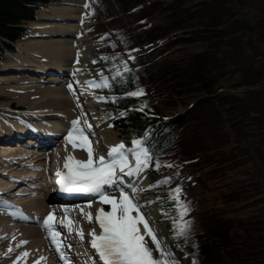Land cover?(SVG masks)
<instances>
[{
	"label": "rangeland",
	"instance_id": "374dc122",
	"mask_svg": "<svg viewBox=\"0 0 264 264\" xmlns=\"http://www.w3.org/2000/svg\"><path fill=\"white\" fill-rule=\"evenodd\" d=\"M68 1L69 2L67 5L72 7V9H74L73 14L75 16H78V18L83 17V19L81 18L80 20L71 19L73 23H75L76 21L78 23V27L76 23L74 26L76 28L75 31L77 32L79 37L76 38L74 37L73 34L75 32L73 30L70 31L68 30V33L70 32L73 35L72 37L75 38V41H79L80 38H82L83 40L81 39V42L77 44H72L73 42L68 44L72 50L78 49L79 52L76 53L75 51L76 54L74 53V56L72 55L73 52H71V59L67 61L69 65H67L66 69L65 68L61 69V71L63 72L66 70L71 71V69L72 72L74 71L72 75L69 76L70 78L72 77L74 80L76 79L74 81L75 84L73 83L74 88L76 87V90L79 89L78 84L76 83L81 82L82 79L86 78V76H93L95 77L94 80L100 81L101 73L99 71V67H95L94 61L95 59L98 58L99 52L102 50L101 46L104 42V39L102 38L107 34L104 32H107V30L110 31L111 28L114 26L111 25V23L117 24L118 25L117 27L122 31H124L126 29H130L128 26V21L130 24H134L132 22H134L135 20L144 18L146 22L138 25L140 26L139 36L141 40H144L145 38H147V40H151V37L153 38L158 33L164 34L167 31L170 32L164 35L163 37L171 38L173 36L170 35L171 29L179 31L177 30V28L179 26L182 27L181 25L185 23H187L189 27L192 26V28H199L196 25V22L199 19V14L202 12V10L207 14L204 15L206 24L203 26V28L205 29L198 30L200 35L203 34L207 36L211 34H216L214 28H218V26L221 25L223 29V27L226 26L227 23H229L228 18L220 16L222 13H227L229 11L230 8L229 4L226 3L220 6L219 3H216L213 5L212 7L213 9H212L211 3L207 2L206 0H155L156 2L152 4L150 3V5H143L141 2H137L135 4L136 6L142 5V7L137 11H131L133 5L127 6L124 4V2L122 3L120 0H101V1L97 0L99 1V5L96 15H94L93 13L94 10L88 7V5L92 4V0H71V1L68 0ZM73 3H83V4L88 3V5L86 7L85 6L86 4L76 5ZM59 5H62V3L57 5H52V7L49 5H43V8L39 10L37 13V18L35 20H31L28 23H26V26L28 28L26 37L22 36L21 39H18L19 41L17 42V47L19 45H25L27 47L26 43L31 41V39L42 40V39L53 38V36L55 35L47 36L48 34L38 33L39 32L38 30H40L39 29L40 26L37 27L36 25L42 23L45 20L64 21L58 19L42 18V17H47L49 15L58 16V14L56 13L53 7ZM240 5L242 7H249L242 12L244 14L242 16L244 19H248L250 18V16L253 15L259 16L258 21L262 24L259 26V29L262 31L261 34L253 32V35H250V33L246 34L242 30L240 31L239 35L238 33L236 34V38H237L236 39L234 38V36H232L230 28H228L227 31L229 34L231 33L230 34L231 38L229 37L228 33H222V35L225 38H230L227 40V43L229 44V47H231L232 49H228L224 46H220L226 43L224 40L220 42V45H217V42L215 40H214L215 43L213 40H211L213 38L204 37V39L210 38L209 42L206 43L208 44L214 43L213 45H215L212 50L214 54L210 53L211 60L208 61L206 67H204L203 65H200L198 61L193 60L194 56H201V53L196 51L197 46L200 44L199 41L200 37L198 36L199 35L198 32L190 33L188 34L189 36L181 35L179 33L176 38L172 39L173 40L172 44L169 45V47L165 51H163L164 49L161 48L167 46V43L163 44V46L157 47L156 50L160 51L161 55L166 57L170 56V57H168L166 61H163L159 65V68H161L162 71L164 72V74L160 76L161 78L155 79L156 81H150L148 83L152 90V97L154 101L153 103L156 106V108L159 109L158 111L159 114H163V115L168 113L177 114L186 111L187 112L186 117L188 119V118H192L196 110L199 111L198 114H195L193 116V120L197 119L195 123H193L189 119V124H187L183 129L184 135L182 137L183 138L182 140L185 141L186 143L185 147L183 148L184 151L187 153V159L191 160L197 156L200 158L198 159V161L189 164L187 167L192 170V174L194 175V177H197L198 179L200 178L201 181V183L195 186L198 192L194 191V193H196L194 196L195 197L194 206L196 210H194V212L200 214L197 217V213H196V218L194 220L195 222H197L198 226L200 224L203 225L202 227H200L201 233L198 242L199 246L202 248V254L197 264L199 263L200 264H264V258H263L264 255L260 257L259 260H254V259L251 260L252 255L248 249L243 247V251L241 253V250L237 247V244L235 243L234 240H230V239L226 241L223 240L222 231L223 234H225V232L227 231L218 229L217 225H213L211 223L212 219L213 220L220 219L221 223L225 224V223H229L227 220L230 219L234 227L236 226V221H238L240 225L242 224L240 227L242 233L245 232V230H247L245 228L247 224H249L250 222L252 224L253 222L250 219L248 220L247 217L249 215L248 216L243 215L244 212L246 213L249 212L252 213L253 216H255L254 217L255 222L259 224V227L261 226L264 227V198H263L264 180L261 179L260 177H257L258 179L257 183H254L250 180H246L245 176L241 174L242 170L240 167L241 162H243V159L246 158V154H243L245 148L246 149H250L251 147L254 148L255 143L257 142L261 134V128H262L261 122L258 119V116L255 114L264 109L263 68L262 69L258 68L256 70L258 75V80L251 83L248 86V89L256 91L255 92L256 95L253 96V101H255L257 104L254 103L253 107H249L248 104L247 106H244L246 101L242 102L240 100L242 104L240 106V110H238V107H233L231 109V106H233L235 103H232L234 99H229L230 100L229 103H225L222 105L217 103L215 108H218V110H214V107L212 108L211 105L212 103L210 102L217 100L216 95L212 94L206 97L205 96L206 92L199 90H195L194 91L195 93H191V91L185 90L182 94H180L176 90V88H178L181 84H186L188 82L193 84L194 82H198L199 76L205 73L204 72L205 70H209L212 73L219 74L221 77H226V75L236 76L239 71H241L242 69H244V67H247L248 65H250L249 67L263 66V64H261V61L263 60L264 62V0H260V5L258 7H257V3L254 6H251L245 1ZM231 7L232 10L237 15L238 12L236 11L237 9L234 6V2L231 3ZM43 9H45L46 11L43 12L44 11ZM72 9H65V11ZM79 9H83V11L80 12ZM168 12H170L174 17L173 18L169 17ZM219 16L221 17V24L220 22H218V20H216L218 19ZM149 22H153V24L148 26ZM79 27L82 28V30H80ZM243 27H244L243 23L238 22L237 24H234L232 28L236 29L238 32V29H242ZM135 30L136 28L133 26L132 31ZM33 34H37V35H33ZM71 34H69L68 37H71ZM139 42L140 44L143 43L141 41ZM29 49L31 48H27V50ZM219 52L221 56H224V59L221 58V63L218 61L219 62L218 65L212 60L216 56H219ZM41 53L34 55L31 54V56H34L39 60H42L43 57L44 58L48 57L47 55L46 56L43 55V53H45L44 51H42ZM25 56L29 58L27 51H25L23 48L18 47L17 51L8 52L4 61H2V66H5V64L10 65V63L16 64L10 66L11 69L8 70L9 72H11L10 70L14 71L11 73H13L15 76L22 77L21 81H16V82H24V77L22 75H24L23 72L25 71L20 70L22 71L20 72L19 70H15L14 67H17V65L20 64L19 62H21L20 60L22 58H25ZM172 57L174 58V63L170 64ZM146 58L147 56L143 57V59ZM28 66H32V65H28ZM186 68L188 71L182 74V72ZM28 71L29 73L35 72L31 70ZM0 72H5V71L1 70ZM61 75H63V73H61ZM75 75H79V76L76 77ZM103 76L108 77L107 74ZM236 82H238V80ZM83 85L86 88L90 87V86H86L84 82ZM199 86L200 84L196 85L197 88ZM92 89L93 90H91L90 92L91 96L87 100L88 101L87 106L84 107H86V109L88 107V115L90 117L94 115V111H97L102 116H104L107 114L105 109L106 108L105 103L104 101L96 99V97H100V96L106 97V96L104 94H100V90L98 88L92 86ZM238 89L243 90L245 89V86H238ZM259 89L263 93L260 94ZM17 93L18 94H12V95H5L0 93V110L3 109L6 110L7 112L15 113L17 108H29L30 106L28 105V102L19 101L20 98L19 94L21 92L19 91ZM30 95L32 96L31 93ZM260 96H263V100L261 99ZM36 98H37L36 96H32L29 98V100H35ZM190 102H194V105L191 106ZM84 104L86 103L84 102ZM32 105H36V104H31V106ZM93 107H95V109ZM78 112L80 113L79 110ZM78 118L81 120L86 119L87 123L90 124L91 120L88 119L87 116L86 117L75 116L74 120H77ZM97 118L98 115L95 116L96 121L95 119L92 120V122H94L96 125L97 123H99L98 121H100V119L97 120ZM102 124L103 122L100 123V127H99L100 130H102L105 127V126H101ZM80 125H82L83 127ZM80 125L79 127L85 128L84 122L82 124L81 121ZM88 132H92L91 135L90 134L87 135ZM99 133L100 131L95 133V128H91L90 130L86 131L85 134L87 135V137L90 136V140H92V138L94 139L95 137H98ZM100 135H102L100 137H103L102 132ZM74 139H77V137L75 136ZM102 141L100 142L102 143ZM92 148H95V146H93ZM95 149L93 150V153L95 155H98V153L96 152L98 148L96 147ZM27 150L30 151L29 149ZM57 153L59 154L60 152L58 151ZM232 153L233 155H231ZM63 154H66V152H63ZM184 155H185L184 152H180L178 157L184 160L186 159ZM181 157H183L184 159ZM45 160L47 159L40 158L37 162L45 164L46 162ZM32 162H36V160L33 159ZM3 176H7V175H3ZM19 185H22V188L25 187V191H34V192H26L17 195H11L9 196L10 198L13 197L12 199L28 200V198L30 199L37 196L40 198L42 197V199L45 200V194H46L45 193L46 191L44 189L45 187L35 189L33 187L28 186L25 183L19 182L15 184V186L10 190V192L13 193L14 191H16ZM154 189L144 188L143 190L144 192L142 198H144L143 205L145 207L144 208L145 211H148L149 207L152 210H155L159 206V203L156 200V193H155L156 191ZM150 201H155V202L149 203ZM46 202L49 203V204L45 203L46 205H51L50 202L48 201ZM92 206L97 207V202H94ZM70 211L72 210H69L67 212L69 213ZM145 211L143 210V208H141L142 213L146 214ZM88 213H91L92 215V224L91 222L88 221L86 223L85 230L90 232L95 227V222H94L95 220L93 221V212H86V215L85 216L82 215V216L86 220H88L87 219ZM70 214L73 215L74 211L71 212ZM154 215L156 216V214ZM173 215L176 218V213H173ZM66 216H68V214H66ZM61 217H63V215ZM72 218L77 219L75 218V216ZM146 218L148 219L147 214H146ZM154 218L156 219V217ZM64 220L67 225L69 219H67L66 217V219ZM169 220H170V224L172 225L171 219ZM4 222L3 221L0 222L1 224L0 231H2L3 229L2 227H7L6 229L8 228L13 229L14 227H18V226L9 227V224H5ZM16 224L19 225L20 222ZM22 224H26V223H22ZM166 226L167 223L163 222V220L161 219L160 228H162L163 232H165ZM63 234L66 233L63 231ZM6 236H8L6 237V239H10V237H14V235L11 236V234H8ZM68 236L72 237V235H69V233ZM46 238L47 236H45V239ZM87 238L90 240L89 235H87ZM231 238L234 237L232 236ZM248 238L249 237H247L246 239L248 240ZM60 240L62 241V243H64L62 239ZM89 240L86 241V243H88ZM83 244L84 243L74 244L75 246H73V248L79 251L76 253V255H82L83 259L91 260L90 255L83 253L82 251L84 248ZM38 252H40V254L38 255V257H36ZM37 253L33 256L30 254L29 259L32 261V258L33 259L37 258V261L39 262V260L42 258L40 256L45 257V254L46 255L49 254V256H52L53 250H48L47 248L44 249V246L42 247L39 246ZM189 261L190 260H186L185 258H183V264H189Z\"/></svg>",
	"mask_w": 264,
	"mask_h": 264
},
{
	"label": "trees",
	"instance_id": "16d2710c",
	"mask_svg": "<svg viewBox=\"0 0 264 264\" xmlns=\"http://www.w3.org/2000/svg\"><path fill=\"white\" fill-rule=\"evenodd\" d=\"M54 0H0V58L3 56V53L6 48L12 49L13 46L10 42L6 41H17L18 39H21L22 35L25 32V23L31 19H34L36 11L41 3H47ZM122 3L124 2L127 6H132L131 11H137L139 10L142 5L136 6L135 4L137 2H141L143 5H150V3H155V0H120ZM207 2L211 3V8L214 4L219 3L220 6L224 4H229V11L227 13H222L221 17H226L229 19V23L226 24V26L221 27L218 26V28H214V31L216 34L211 35H200L198 30H203V26L206 24L205 16L207 13L202 10V12L199 14V19L196 22V25L199 28H192L188 26L187 23L181 25L182 27H178L177 30L171 29L170 35H187L193 32H198V36L200 37V44L197 46V50L199 53H201V56H194L193 60H196L200 63V65H203L206 67L208 61L211 60L210 53L214 54L212 51L215 43L217 42V45H220V42L223 40L226 42L224 46L228 49H232L229 47V44L227 43V40L231 38V33L234 38H236V34H240V31H244L246 34L250 33V35H253V32L255 33H262V31L259 29V26L262 25L258 21V17L256 15L250 16L248 19H244L242 16L244 15L242 12L249 8V7H242L240 4L244 1L250 4L251 6H254L257 3V7L260 5V0H206ZM234 2V6L236 7V13L232 10L231 3ZM203 7V6H202ZM205 9V7H204ZM213 9V8H212ZM242 14V15H241ZM168 16L173 18L174 16L168 12ZM218 17V22L221 24V17ZM238 22L243 23V28L238 29V32L236 29L232 28L234 24H237ZM153 24V22H152ZM230 24V25H229ZM232 25V27H231ZM221 27V28H220ZM201 28V29H200ZM230 28L231 33L229 34L227 29ZM175 31V32H173ZM138 31V37H139ZM170 31L165 32L164 34L158 33L153 38L151 37V40L144 39V43L148 47V45L152 48L155 47L156 43H158L159 40H162V42L167 43V46H164L161 49H164L165 51L169 45L172 44V37H163L164 35L168 34ZM173 32V33H172ZM222 33H228L230 38L223 37ZM197 36V35H196ZM204 37H211L215 40L213 44H208L206 42H209L210 38L204 39ZM187 39V37H186ZM185 39V40H186ZM237 39V38H236ZM155 41V42H153ZM147 42V43H146ZM164 43V44H165ZM161 44V43H160ZM163 46V44H161ZM189 49V48H188ZM216 55V54H215ZM156 56L153 63H148V59H144L143 61L148 65H142L141 68L138 71H135L133 69H130V71L125 72L123 64H114L111 69L115 70L118 69L122 75L119 78L112 79L113 84L111 85V90L115 91H136L138 90V85L140 78L142 76L145 77H151V81H156L155 79H160L161 75L164 74L161 68H159V65L166 61V59L170 56H163L160 53L154 54ZM220 56V57H219ZM219 56H216L213 58V62L217 63L219 65V62L221 63V58L224 59V56H221L219 52ZM106 57L111 58L110 55H106ZM105 61H112V59H105ZM219 61V62H218ZM174 63V58L172 57L171 61ZM261 64L263 66H251L248 65L247 67H244L241 71L238 72L236 76L234 75H226V77H221L219 74L212 73L209 70H205L203 74L199 76V81L194 82L191 84L190 82L186 84H181L178 88H176L177 92L182 94L185 90L191 91V93H195V90L199 91H205V96L208 95H216L217 100L211 101L212 108L214 107V110H218L216 107V104H225L229 103V99H234L232 103H235L233 106H231V109L233 107H238V110H240V106L242 105L240 100L242 102L246 101L244 106L249 105V107H253V104L256 103L253 101V96L256 95L254 90L248 89V86L258 80V75L256 70L258 68H263L264 71V62L261 61ZM123 68V69H122ZM187 68L182 72L184 74L187 72ZM115 75V74H114ZM113 75V77H114ZM238 80V82H236ZM200 84V86L197 88L196 85ZM238 86H245V89L240 90L238 89ZM259 93H263L259 89ZM263 100V96H260ZM117 103L121 106H128L130 104H137L139 106L145 105V108H150V102L148 99H145L143 96L139 97H132V96H125V97H119ZM257 104V103H256ZM214 105V106H213ZM196 114L199 113V111H195ZM255 115L258 116V119L261 122V134L257 142L255 143L254 148L246 149L243 152V154H246V158L243 159V162H241V174L245 176L246 180H250L254 183H257V177H260L264 180V109L260 112H257ZM128 120L125 123V127L123 129H126V131H135L137 129H141L147 121H152L151 118H148L145 116V114L137 111L127 112ZM185 115H178L174 119L171 120V122H175L178 126L179 124L184 121ZM212 117V116H211ZM198 118V117H197ZM197 120V119H196ZM194 120L193 123L196 122ZM262 120V121H261ZM177 126V127H178ZM150 136L153 137L154 144L153 148L156 153H166L169 149L172 148L173 144L177 140L182 139V135L180 134L179 130L175 128H170L168 126L162 127L159 131L153 132ZM257 144V145H256ZM228 147V146H226ZM209 151V150H207ZM233 155V153L231 154ZM256 178V179H255ZM196 183H201L200 178ZM263 183V182H262ZM264 193V192H263ZM169 197V194L167 195ZM264 198V197H263ZM180 199L183 201L186 205L190 203L191 200V192L190 190H183L180 193ZM173 203V201H172ZM200 214L197 213V217ZM243 215L248 216V220L250 219L252 222L247 224L245 227L247 230L245 232L241 233V225L238 221H236V226L233 227L230 219L227 220L229 223L222 224L220 219H212L211 223L213 225H217L218 229L225 230V234H223L222 231V237L223 240L226 241L228 239L234 240L237 244V247L241 250V253L243 251V247L248 249L251 253V258L254 260H259L260 257L264 255V227H259V224L255 222V216L252 215V213H246L244 212ZM247 220V219H246ZM202 221V219H201ZM200 224V223H199ZM203 225L200 224L198 227H202ZM223 227V228H222ZM215 228V229H217ZM229 230V231H228ZM257 233V234H256ZM240 236H239V235ZM234 238H231V237ZM247 237L248 240L246 239ZM155 255V254H154ZM264 258V257H263ZM257 262V261H256ZM261 262V261H260ZM259 262V263H260Z\"/></svg>",
	"mask_w": 264,
	"mask_h": 264
},
{
	"label": "bare ground",
	"instance_id": "6f19581e",
	"mask_svg": "<svg viewBox=\"0 0 264 264\" xmlns=\"http://www.w3.org/2000/svg\"><path fill=\"white\" fill-rule=\"evenodd\" d=\"M53 8L58 14V16L49 15L47 17H42V18L58 19V20L78 18V16H75L73 14L74 9H72V7L68 6L67 4L62 3V5L54 6ZM65 9H72V10L65 11ZM74 25L75 23H73V21L71 20L70 22L69 21L45 20L42 23L36 25L37 27L40 26L39 27L40 30H38L39 31L38 33L48 34L47 36L55 35L53 36V38L42 39V40L31 39V41L26 43L27 47L25 45L18 46L20 48H23L25 51H27L29 58H27V56H25V58H22L20 60L21 62H19L20 64L17 65V67H14L15 70H19V71L20 70H23V71L31 70L35 72L29 75H25V74L22 75L24 77V82H16V81H21L22 77L15 76L11 72L7 71V73L0 74V93L5 94V95H12V94H18L17 92L19 91L20 92L24 91L23 93L19 94L20 95L19 101L28 102V105L30 107L29 108H17L15 113H10V112H7L6 110L1 109L0 110V136L6 135L4 134V132H7L9 130V128L6 127L9 123H12L14 128H16L17 125H22V123L19 122L20 120L30 119L32 121V119H34L35 122H38V119H42L43 117L49 118L53 115L55 116L61 115V117L64 116V119L63 121H58V120H54L50 118V121H48L47 124L49 126L52 125L51 130H54L56 133L63 131V134H65L67 131L70 130V128L72 127V120H74V117L77 116L76 111L74 109H71L72 107L71 104L75 101L76 96H77L76 92L79 89L76 90V88H74L73 86V83L76 79L74 80L72 77L70 78V76L68 77V76L61 75L62 73L61 69L67 68V65H69L67 61L71 59V52H73L72 53L73 56L75 53V49L72 50L68 45L69 43L75 41V38L68 37L69 34H71L70 32L68 33V30L69 31L73 30L75 32L76 28ZM33 35H37V34H33ZM27 48H31V49L27 50ZM42 51L46 53V54L43 53V55L45 56L47 55L48 57L46 58L43 57L42 60H39L35 58L34 56H31V54L33 55L38 54V53H41ZM28 62L32 66H27ZM9 69L11 68L9 67ZM45 70L51 73L48 74L44 80L41 76L37 75V73H43L45 72ZM65 83H69V85H72V89L70 90L68 86L66 87ZM30 93L32 94V96H36L37 98L35 100H29V98L32 97ZM31 104H36V105L31 106ZM93 108L95 109V107ZM82 111L84 112V110ZM71 116H74V117L71 119ZM80 117H86V115L83 113V115L82 116L80 115ZM85 120L80 119V121H82V124ZM101 132L103 134V137H102L103 141L101 144L99 143L100 136H98L99 138L98 137H95L94 139L92 138V140H90V136L88 137L91 142V146L92 147L95 146V148L96 147L98 148L96 151L98 155H95L93 153L94 160L100 156H104L105 158H107L108 152L107 154L103 153L104 148L107 146H109L110 148V146H113L119 140L116 132H114L111 129L106 130L105 128H103L102 130H100L99 134H101ZM63 134L62 133L59 134L58 138L62 137ZM75 136L77 137L76 142L77 144H79L80 138L78 134L75 133ZM3 139H6V138H3ZM29 143H32V142H27V144ZM0 145H3L2 146L3 150L14 149V151L11 153L9 158H5L8 162H10L12 159H15V160L23 159L21 161L24 163H27V164H19V163L14 162V163H7L6 166L3 168L0 166V172L7 174V176H0V192L1 193L6 192L9 186H13L12 183L19 181L20 176L26 178L28 177V175H30V177H32V175H36L37 172L39 173L43 172V175H45L44 173L45 170L44 168H40L41 167L40 163L38 165H34V163H36L37 161L32 162V160L26 158L28 156H32V154L30 153L27 154V152H30V151H27L26 148H17L18 145H14L12 143H5V142L2 143L1 141H0ZM61 147L63 151H66L68 153L67 156L72 155L76 159H81V160L87 158V154L85 150H82L79 147H76L74 149L71 143L65 142L62 144ZM61 147L59 146L57 148V152L58 151L61 152V149L59 150V148ZM95 148H93V150ZM31 152L38 153L36 157L42 154H46L47 157L44 156V158H48V157H51L52 155L51 151L42 152L41 150L39 151L32 150ZM31 163H33L32 165L35 166L34 168L33 166H28ZM129 163L131 165L134 164V159H129ZM38 166L40 167L38 168ZM8 176L10 177L11 181L3 180L4 177H8ZM28 200L29 201H20L18 203L13 201L15 202L16 205L19 206L20 208L19 211L11 212V211L0 210V222L3 219L8 218V217H13L14 219H18L17 221L20 222L19 220L22 218H26L28 214L29 216L33 214L43 216V214L49 208V206L46 205L49 203H47L44 199H42V197L41 198L40 197L31 198V199L28 198ZM64 210L69 211L71 209L68 210L66 208ZM148 211L150 212V210ZM74 216L75 218H77V216L73 214L72 217ZM149 217H151V219L156 223V219L154 218L155 217L154 213L150 212ZM69 221L71 220L70 219L68 220L67 225ZM51 223L56 227L60 226V223H58L56 219L54 218ZM73 225L74 224L72 222L71 226ZM9 226H17V225H9ZM72 228L75 230L74 226ZM2 230L4 231V228ZM3 231H0V264H14V262L15 264H50L47 259L45 261L44 256H40L42 258L39 260V262L37 261V258L35 259L32 258V261L29 259L30 254L33 256L37 253L39 246L41 247L44 246V249L47 248V243H46L47 240L45 239L46 234L44 233L43 229L38 228L33 223H26V224L20 223L18 227H14L13 229H9L7 231L5 230L6 231L5 233H2ZM72 233L73 235H75V238L77 240L75 243H84L83 240L81 241L79 236L76 234V231H73ZM8 234H11V236L14 235V237H10V239H6V237H8L6 235ZM21 241H27V243L20 244ZM18 244L20 245L19 247H17ZM10 248L12 249V251H9ZM25 252L28 253L26 257L22 255ZM54 252L55 251L53 250V254ZM39 254L40 252L37 253L36 257H38ZM58 254L57 256H52L57 261H59L61 258L60 257L61 255L60 254L58 255ZM92 257H91V261H92L91 264H96V261H94Z\"/></svg>",
	"mask_w": 264,
	"mask_h": 264
},
{
	"label": "snow or ice",
	"instance_id": "6c2138e0",
	"mask_svg": "<svg viewBox=\"0 0 264 264\" xmlns=\"http://www.w3.org/2000/svg\"><path fill=\"white\" fill-rule=\"evenodd\" d=\"M87 7V5H85ZM130 58L134 59V57ZM104 59H114L105 57ZM95 62V61H94ZM124 71H130L127 63L124 62ZM122 74L119 71L115 72L113 79L119 78ZM108 77L101 74L100 81L89 80L85 81L86 86H94L96 88H111L108 83ZM72 89V85H68ZM126 95L139 97L144 95L142 89L127 92ZM101 101H107L108 97H96ZM112 102L116 98L112 97ZM145 105H142L139 111L143 112ZM127 111L121 112L120 116H126ZM81 121H72V127L66 135V141L71 143L73 148L79 147L86 151V159H76L69 155L65 158L63 168L66 172L58 170L56 175L59 177L58 183L62 189L67 192H76L91 194L98 196L102 204L110 205V210L105 211L103 208L97 210L95 220L101 229L97 234L95 229L91 230L88 235L91 237L90 244L95 250L100 261L103 264H178L175 260L170 247L162 238H158L156 229L150 226L149 220L145 214L141 212L142 205L136 201L135 196H130L123 187H119L124 176L133 177L139 175L150 166L152 155L150 147H147V139L149 134L146 132L142 138H134L132 147L128 148L123 142L110 146L107 158L100 156L94 160L93 148L88 140L86 131L91 129V125L84 121L85 128L79 127ZM111 127V125H109ZM74 133L80 138L79 144L74 139ZM134 157V166L129 163V156ZM171 167L172 165H166ZM155 167L159 169L161 165L157 162ZM122 175H118L117 173ZM171 178H166L164 181L157 183H168ZM156 185H149V188ZM119 187V196L113 197L106 194V189ZM131 192H136L137 189L133 185H128ZM182 189L177 186L172 190L168 199L173 201L174 207L178 210V218L173 219V226L177 229L175 238H179L186 233V229L190 227V222L183 220V217L189 212L188 206L181 201L180 193ZM159 199V198H158ZM155 201H150L153 203ZM83 212V210H81ZM167 215V213H165ZM53 214L43 219L42 225L49 232L50 240L55 245V249L61 252V258H65L62 252L63 243L60 240V232L54 230ZM87 219L92 222L91 213L87 214ZM69 221L67 227L69 232L76 231L81 241L84 238V233L81 230H74ZM63 225V221H61ZM147 238V239H146ZM27 241H21L20 244H26ZM150 244L152 246H150ZM18 247L20 245H17ZM71 247V245H69ZM9 251H12L10 248ZM154 252L156 255H154ZM27 256L28 253L22 254ZM19 259V258H18ZM15 264V262H14Z\"/></svg>",
	"mask_w": 264,
	"mask_h": 264
}]
</instances>
